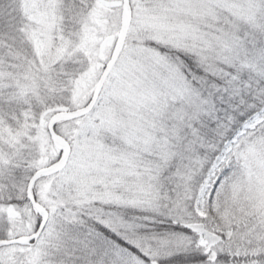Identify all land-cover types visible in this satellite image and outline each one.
<instances>
[{
  "label": "snow or ice",
  "instance_id": "1",
  "mask_svg": "<svg viewBox=\"0 0 264 264\" xmlns=\"http://www.w3.org/2000/svg\"><path fill=\"white\" fill-rule=\"evenodd\" d=\"M0 264H264V0H0Z\"/></svg>",
  "mask_w": 264,
  "mask_h": 264
}]
</instances>
